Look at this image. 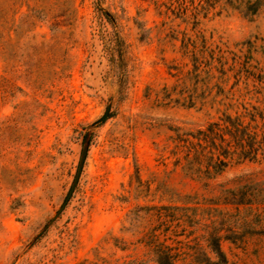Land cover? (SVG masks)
I'll return each mask as SVG.
<instances>
[{
	"label": "rangeland",
	"instance_id": "374dc122",
	"mask_svg": "<svg viewBox=\"0 0 264 264\" xmlns=\"http://www.w3.org/2000/svg\"><path fill=\"white\" fill-rule=\"evenodd\" d=\"M245 107L260 135L264 0H0V264H264V152L174 151Z\"/></svg>",
	"mask_w": 264,
	"mask_h": 264
},
{
	"label": "trees",
	"instance_id": "16d2710c",
	"mask_svg": "<svg viewBox=\"0 0 264 264\" xmlns=\"http://www.w3.org/2000/svg\"><path fill=\"white\" fill-rule=\"evenodd\" d=\"M257 115L263 118L261 112L256 113L246 107L235 115L224 112L202 129L178 133L174 151L183 152V158L191 169L194 161H205L207 172L213 170L219 173L233 161H254L259 153L264 152V130L259 135ZM209 245L216 256L224 261L218 237L212 236ZM154 252L157 264H176L174 255L164 247L158 246Z\"/></svg>",
	"mask_w": 264,
	"mask_h": 264
},
{
	"label": "water",
	"instance_id": "95a60500",
	"mask_svg": "<svg viewBox=\"0 0 264 264\" xmlns=\"http://www.w3.org/2000/svg\"><path fill=\"white\" fill-rule=\"evenodd\" d=\"M109 109H110V106H108V107L106 108V110L104 111V113L102 114V116H101L100 118H98V119L95 121L94 124H98V123H100V122H103V121L107 118V116H108ZM85 155H86V147H85V148L83 149V151H82L81 159H80L79 166H78V168H77V172H76V175H75V177H74L73 183H72V185H71V187H70V189H69V192H68V194H67V196H66L64 202L62 203V205L60 206L59 210L57 211L56 216H57V215L60 213V211L64 208L65 204H66L67 201L69 200V198H70V196H71V194H72V192H73V190H74V188H75V186H76V183H77V181H78V179H79V176H80V173H81V170H82V165H83V162H84V159H85Z\"/></svg>",
	"mask_w": 264,
	"mask_h": 264
}]
</instances>
